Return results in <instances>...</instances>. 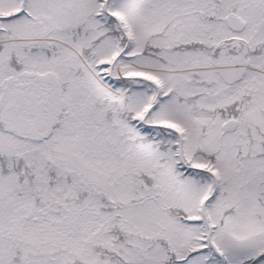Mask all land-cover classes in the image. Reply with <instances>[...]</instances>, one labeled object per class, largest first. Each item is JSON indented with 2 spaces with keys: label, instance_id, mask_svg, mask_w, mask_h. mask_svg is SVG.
Instances as JSON below:
<instances>
[{
  "label": "snow or ice",
  "instance_id": "obj_1",
  "mask_svg": "<svg viewBox=\"0 0 264 264\" xmlns=\"http://www.w3.org/2000/svg\"><path fill=\"white\" fill-rule=\"evenodd\" d=\"M0 264H264V0H0Z\"/></svg>",
  "mask_w": 264,
  "mask_h": 264
}]
</instances>
